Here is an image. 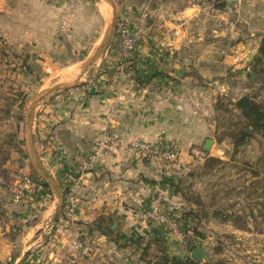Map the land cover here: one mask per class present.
<instances>
[{"label": "crops", "instance_id": "crops-1", "mask_svg": "<svg viewBox=\"0 0 264 264\" xmlns=\"http://www.w3.org/2000/svg\"><path fill=\"white\" fill-rule=\"evenodd\" d=\"M115 1L120 16L132 22L142 11L149 13L128 63L113 47L89 61L106 32L101 22L109 10L100 0L76 1L73 39L60 30L65 2L0 0V39L32 72L21 74L20 82L44 87L49 71L93 70L78 87L55 91L39 108L25 110L24 153L0 172V264H74L69 243L79 238L85 249L77 264H149L143 249L160 239L171 257L186 259L175 256L186 253L185 230L167 233L141 217L158 194L167 208L180 210L177 195L164 183L174 169L170 163L145 160L123 147L95 169L85 167L106 132L126 142L181 150L205 145L216 130L214 94H219L208 81L240 70L257 53L264 38V0ZM213 1L220 10L209 14L204 8ZM235 39L239 44L231 46ZM38 92L33 97L45 94ZM179 158L180 164L191 162L186 154ZM40 166L53 183L41 176ZM32 174L42 187L15 202L3 179ZM73 182L79 202L69 218L65 192Z\"/></svg>", "mask_w": 264, "mask_h": 264}, {"label": "rangeland", "instance_id": "rangeland-1", "mask_svg": "<svg viewBox=\"0 0 264 264\" xmlns=\"http://www.w3.org/2000/svg\"><path fill=\"white\" fill-rule=\"evenodd\" d=\"M100 1L109 11L105 20L101 22L106 24V32L98 47L107 36L114 14V9L108 0ZM113 1L116 13L119 15L118 29L120 22L125 18L120 16V1ZM239 42V39H235L230 45H237ZM108 46V48L113 47L114 50L119 49L117 30L113 39L111 34ZM253 54H255L253 57L251 54L248 60L243 62L240 70L229 69L224 77H216L208 81V83L214 82L212 88L219 91V94H214L216 130L211 134L210 140L213 141L211 149L205 150L204 143L188 150L167 146L176 152L178 160L170 163L174 169L164 183L175 192L177 201L181 204L180 210L169 208L168 210L179 215V218H184L181 229L186 230L183 239H186L185 243L188 245L184 255L177 253L175 256L191 259L194 248H208V256L199 263L264 264V135L255 134L240 149L238 155H234V143L228 137L242 126L241 113L235 107V103L241 97L251 96L264 107V80L259 75L253 80L251 77L239 74L240 71L254 73L249 66L257 53ZM19 59L20 57L13 53L7 43L0 39V172L10 160L14 161L18 155L24 153L25 110L29 105L33 109L39 108L41 103L38 102L47 99L55 91L62 92L78 87L93 71L87 66L49 71L46 73L49 82L44 87L28 83L25 85L20 82V75L26 76L32 72L27 69L28 65ZM208 83L204 84V88L208 87ZM37 89H41L45 94L41 97H33ZM182 154L191 157V162L180 164L179 157ZM209 158L217 159L222 163H208L210 164L208 165ZM5 170L9 169L5 168ZM21 176L16 178V175H10L7 180L3 179L5 190L7 191L9 184L19 181ZM30 177L37 178L35 175ZM235 215L242 216L243 219L237 222L229 219ZM151 224H155L167 233L175 234L160 224ZM158 241L161 242L163 239ZM168 248L165 243L162 245L153 243L146 253L144 251V255L150 260L149 264H154L155 258L161 255L159 251L164 250L171 256L172 253Z\"/></svg>", "mask_w": 264, "mask_h": 264}, {"label": "built area", "instance_id": "built-area-1", "mask_svg": "<svg viewBox=\"0 0 264 264\" xmlns=\"http://www.w3.org/2000/svg\"><path fill=\"white\" fill-rule=\"evenodd\" d=\"M65 2L64 12L60 18V30L68 39H73L71 33V20L74 14L77 0H53ZM239 4L247 0H237ZM209 14L219 12V3L213 1L204 8ZM149 20L148 11L144 10L138 16L136 22L125 19L120 22L117 29L119 36V55L121 62L128 63L132 54L137 50L142 42L146 25ZM107 120H112V115L107 116ZM126 147L130 151L139 153L145 159H162L165 163L177 162V154L174 150L167 147L154 146L143 140H133L126 142L116 135L106 132L100 139L95 142L94 149L89 155L85 170L95 169L98 163L109 153L117 154ZM42 187L39 179L35 177L21 178L19 181L8 185L7 192L17 203L24 201L28 196L34 194ZM78 183H72L66 190V214L69 218H74L77 203L79 202ZM142 219L160 224L173 233H180L181 222L179 215L169 212L165 198L158 194L151 205L142 212ZM73 263L77 264V259L84 253V242L79 238L69 243Z\"/></svg>", "mask_w": 264, "mask_h": 264}, {"label": "trees", "instance_id": "trees-1", "mask_svg": "<svg viewBox=\"0 0 264 264\" xmlns=\"http://www.w3.org/2000/svg\"><path fill=\"white\" fill-rule=\"evenodd\" d=\"M249 66L255 74L259 75V77L264 80V38L262 39L258 47L256 56L253 58ZM235 107L241 113V121H242L241 125L242 126L237 132L230 133L228 137L233 140L234 155H238L240 152V149L251 138H253L255 134L264 135V107L260 103H258L253 97L248 96V95L241 97L235 103ZM208 163H222V162L214 158H209L207 160V164ZM229 219L237 222V221L242 220L243 217L239 215H235V216H231ZM179 221L181 223H184V218L180 217ZM156 242L159 243V241H156ZM151 245L152 244L149 243L143 249L145 253L148 251V249H150ZM159 252L161 255L160 257L155 258L156 261L154 264H201L190 258L186 260H182L180 258L171 257L164 250L159 251Z\"/></svg>", "mask_w": 264, "mask_h": 264}, {"label": "water", "instance_id": "water-1", "mask_svg": "<svg viewBox=\"0 0 264 264\" xmlns=\"http://www.w3.org/2000/svg\"><path fill=\"white\" fill-rule=\"evenodd\" d=\"M110 2V4L112 5L113 9H114V14H113V21L111 23V26L109 28V31L107 33V36L104 40V42L102 43V45L100 47H98L95 55L90 59V61H95L97 58L100 57V55H102L107 49H108V45L110 44V38H111V34H112V39L114 38L115 36V33H116V30H117V25H118V19H119V15L116 13V9H115V3L113 0H108ZM255 54H252V57L254 56ZM239 74H243L245 75L246 77H251L253 80L258 76L257 74H254V73H249V72H245V71H240ZM30 130V126H29V129ZM213 144V141L208 139L206 142H205V145H204V149L205 150H210L211 149V146ZM39 171L41 173V176L48 182L50 183H53L51 182V179H50V176H48V174L43 170V168L40 166L39 167ZM62 205H63V199H62ZM62 205L60 207V209L58 210L57 214H56V219H55V222H57L58 220V217H59V213H60V210L62 208ZM208 256V248H194L193 251H192V254H191V259L197 261V262H202L205 257Z\"/></svg>", "mask_w": 264, "mask_h": 264}]
</instances>
